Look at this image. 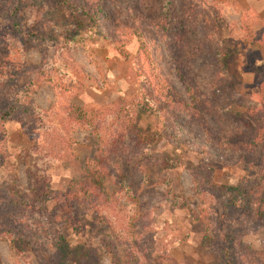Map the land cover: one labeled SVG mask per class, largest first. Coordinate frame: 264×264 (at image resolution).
<instances>
[{
	"label": "rangeland",
	"instance_id": "1",
	"mask_svg": "<svg viewBox=\"0 0 264 264\" xmlns=\"http://www.w3.org/2000/svg\"><path fill=\"white\" fill-rule=\"evenodd\" d=\"M246 20L264 34V0H0V264L58 262V234L61 264H264V197L242 195L263 152L215 144L253 133ZM174 58L228 113L150 106L146 78L187 101ZM42 186L78 199L56 217Z\"/></svg>",
	"mask_w": 264,
	"mask_h": 264
},
{
	"label": "trees",
	"instance_id": "2",
	"mask_svg": "<svg viewBox=\"0 0 264 264\" xmlns=\"http://www.w3.org/2000/svg\"><path fill=\"white\" fill-rule=\"evenodd\" d=\"M246 24V31L248 33V35H250V41H252V43H254L255 45L259 46V47H264V34L261 36H254L253 32H251L249 30L248 27V20H246L245 22ZM131 35L137 39V41L140 43V49L142 50V55L144 56L145 59L149 60V54L147 52L146 46L144 45V43L142 42V35L140 34L139 30L137 27H135L134 29L130 30ZM256 35V34H255ZM139 54L137 53V58L139 60ZM174 64H175V68L178 74V78L180 79L182 85L184 86V90L187 96V101L182 100L181 98H179L177 96V94L173 91V89L169 88V87H157V84H153L151 83L150 79L147 80L146 78V83H144L145 89L143 91L145 98L147 99L148 103L150 104V106L152 107V101H162L163 103H172V104H177L183 108H187L190 110L191 116L192 118H195L194 116L198 115L199 118L195 119L198 121H202V114L203 113H215V112H225L228 113V109L224 106H214V105H210L208 104V102L206 100H204L201 96V93L197 87V85L195 84L192 76L186 72L183 63L181 62V60L179 58H174ZM149 63V62H148ZM255 72V77H254V85L257 88V102L259 107L256 108H247L246 111L242 114V113H234L232 115L236 116L237 118H241L243 119V121L245 122L246 125H248L249 127L252 128L253 133L251 134V137H245V138H231L230 140H227L224 143H217L215 141V144L218 146H220L221 148H225L229 151V153L231 152L232 154L229 156L227 155L226 157H231L233 156L234 153H237L240 150V147L237 146V144L242 143L243 147H246L247 145L249 146H256V148H258V150H260L261 152H263V156L261 157V163L260 166L264 167V63H262L258 68H256L254 70ZM145 74H143L142 77H144ZM154 91L156 92V97H153ZM77 110V109H75ZM197 116V117H198ZM245 116H247L249 119H251L252 123L254 124L253 126L251 125L250 122H248V120L245 119ZM202 131H205V126L202 128ZM207 132V131H205ZM205 138H209L210 140V136L206 135ZM210 144L214 145V142L212 140H210ZM255 148V149H256ZM215 159V158H214ZM213 159V160H214ZM217 161H220L219 159H217ZM228 162V161H226ZM260 167V168H261ZM259 172H261V174H259V176H261V178L259 177L258 182L256 183L255 188L253 189L254 194L250 195L252 192V189H250L248 192L243 193L242 195L244 197H260L263 198L264 197V170L261 168L259 170ZM38 191V190H34ZM40 191H43V195L46 194L48 197L51 196L52 198H50L53 202H55V204H58L57 207V215L56 217H58V210L59 212L62 214H65L66 209L70 206V202H74L78 199V197L76 198L75 196H73V194H64L60 195L58 193H51L49 192L50 190H46V187L42 186V189H40ZM30 193L31 189L29 190H24L23 191V196H25V198H27V195H25V193ZM12 195H16L15 193H17L15 190L12 191ZM61 196V197H59ZM249 199H243V202L248 201ZM256 202V204L258 205V211L260 216L263 217L264 219V206H262L263 202L260 201V199L258 200H254ZM249 202V201H248ZM261 207V208H260ZM30 207H27L26 209H29ZM60 219H63L62 216H59ZM7 225H9V223H7ZM10 229V228H8ZM16 230V229H15ZM14 231V230H12ZM15 238V242H18L17 244V250L22 254V255H26L28 254V250L27 248H25L24 243V239H29L28 235L26 233L23 232H18V230H16V232L14 233ZM13 240V241H14ZM54 244L53 247H51L54 251L58 252L59 254H61V259L58 262H53V260H50L49 263L50 264H61V260H67V258L69 257V251H68V245L67 242L65 241V239L63 238L62 234H58L56 236H54L53 238ZM57 258V256H56ZM44 262V261H43Z\"/></svg>",
	"mask_w": 264,
	"mask_h": 264
}]
</instances>
